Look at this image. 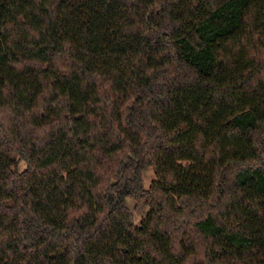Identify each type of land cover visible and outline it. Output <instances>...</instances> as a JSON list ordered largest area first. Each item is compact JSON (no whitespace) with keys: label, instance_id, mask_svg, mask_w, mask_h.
<instances>
[{"label":"trees","instance_id":"1","mask_svg":"<svg viewBox=\"0 0 264 264\" xmlns=\"http://www.w3.org/2000/svg\"><path fill=\"white\" fill-rule=\"evenodd\" d=\"M0 264H264V0H0Z\"/></svg>","mask_w":264,"mask_h":264},{"label":"rangeland","instance_id":"2","mask_svg":"<svg viewBox=\"0 0 264 264\" xmlns=\"http://www.w3.org/2000/svg\"><path fill=\"white\" fill-rule=\"evenodd\" d=\"M154 179H155V176H154L153 169H150V170L146 171V173H145V181H144L145 187L146 188H150V186L154 182ZM129 204H130V207L133 208L134 202L133 201L129 202Z\"/></svg>","mask_w":264,"mask_h":264}]
</instances>
